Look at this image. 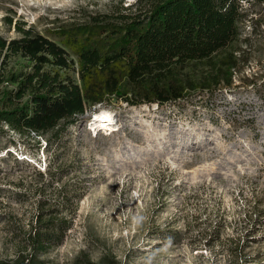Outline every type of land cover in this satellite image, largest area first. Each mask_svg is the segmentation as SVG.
I'll use <instances>...</instances> for the list:
<instances>
[{"label":"rangeland","instance_id":"374dc122","mask_svg":"<svg viewBox=\"0 0 264 264\" xmlns=\"http://www.w3.org/2000/svg\"><path fill=\"white\" fill-rule=\"evenodd\" d=\"M119 1L134 0H0V32L15 35L6 13L50 34L45 28ZM240 29L252 38L250 55L229 86L166 104L111 98L68 126L61 146L4 126L0 262L13 264L38 211L46 217L80 187L76 204L56 212L71 226L40 256L46 264H105L103 256L108 264H264V84L250 80L264 81V5L251 7ZM102 110L111 127L98 120Z\"/></svg>","mask_w":264,"mask_h":264},{"label":"trees","instance_id":"16d2710c","mask_svg":"<svg viewBox=\"0 0 264 264\" xmlns=\"http://www.w3.org/2000/svg\"><path fill=\"white\" fill-rule=\"evenodd\" d=\"M258 5L264 0L119 1L107 12L45 28L52 36L6 13L2 21L15 35L0 32V131L5 126L31 138L44 135L45 146H61L68 126L111 98L166 104L229 86L250 55L252 38L242 37L240 24ZM15 58L22 64L15 65ZM250 80L257 89L264 84ZM74 191L62 193L46 217L37 212L13 264H46L40 256L59 245L71 226L56 212L75 205L84 192ZM73 264L98 262L76 257Z\"/></svg>","mask_w":264,"mask_h":264},{"label":"bare ground","instance_id":"6f19581e","mask_svg":"<svg viewBox=\"0 0 264 264\" xmlns=\"http://www.w3.org/2000/svg\"><path fill=\"white\" fill-rule=\"evenodd\" d=\"M97 116L101 117L98 120H102L103 121L101 123V125L108 124V126L111 127L112 118L110 117L109 112H107L106 110H102L100 113L97 114ZM98 125H100V124H98Z\"/></svg>","mask_w":264,"mask_h":264}]
</instances>
